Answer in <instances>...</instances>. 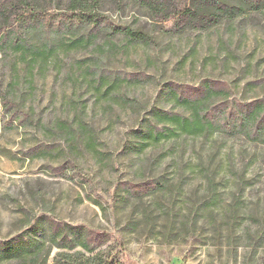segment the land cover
Returning a JSON list of instances; mask_svg holds the SVG:
<instances>
[{"label": "rangeland", "instance_id": "374dc122", "mask_svg": "<svg viewBox=\"0 0 264 264\" xmlns=\"http://www.w3.org/2000/svg\"><path fill=\"white\" fill-rule=\"evenodd\" d=\"M45 9L58 25L71 19L69 0H49ZM100 15L106 36L87 49H61L42 71L29 70L15 46L0 51V242L29 240L39 222L35 240L48 250L54 221L82 229L97 251L124 264H264V247L231 246L203 221L230 205L240 207L244 226L256 230L264 221V145L215 134L183 137L182 147H130L135 133L155 125L153 110L185 115L167 101L171 91L194 96L221 81L239 101L247 82L264 76V17L195 32L152 23L135 0H105ZM122 27L149 35L151 45L130 44L116 34ZM101 60L103 85L87 71ZM79 118L97 152L49 133L60 123L80 127ZM151 176L166 184L130 197ZM194 208L196 225L168 227V214ZM51 250L52 264L60 249ZM0 264L22 263L15 256Z\"/></svg>", "mask_w": 264, "mask_h": 264}, {"label": "trees", "instance_id": "16d2710c", "mask_svg": "<svg viewBox=\"0 0 264 264\" xmlns=\"http://www.w3.org/2000/svg\"><path fill=\"white\" fill-rule=\"evenodd\" d=\"M48 1L0 0V20L6 23L0 28V51L9 53L12 46H15L20 56L30 63L31 71L33 69L42 71L51 58L60 57L61 49H87L90 47V42L96 41L99 35L106 36L101 24L103 17L100 15L105 0H69L71 19L59 25L52 20L54 17L45 9ZM135 1L148 14L152 23L164 24L175 21V27L182 31L186 29L195 32L216 31L224 23L232 27L238 21L247 22L255 14L264 17V0ZM15 24L16 28L13 26ZM91 25L92 29L88 30ZM82 31L83 33H80ZM116 34L121 35L130 44L149 46L152 42L149 35L129 27L119 28ZM53 36H58L60 39ZM126 50L127 48L124 52ZM101 63L102 60L89 66L87 70L93 80L98 78L99 85H103L105 81V77L100 74ZM113 87L115 84L110 86ZM193 95L171 91L167 101H170L168 102L171 107H179L185 115L175 112L164 113L160 109L153 110L155 125L147 126L141 133H135L136 144L130 146L131 150L132 147L135 151L138 148L145 149L149 145L173 144L182 147L186 143L183 137L206 139L215 134L242 135L251 143L264 145L263 75L254 82H247L245 92L239 101L231 100L232 95L228 86L221 81L206 83L202 89L195 90ZM81 120L79 118L80 127L70 128L66 123H60L55 129H50L49 133L62 134V137L72 145L82 140L89 152H97V142ZM158 125H162L160 131L157 129ZM154 162H157V159ZM163 184H166L163 178L151 176L137 184V187H132L133 189L128 190V193L130 197L153 194L159 191ZM211 184L213 186V182ZM181 185H183L182 181ZM239 208L230 205L223 207L220 214L211 212L203 219L204 225H208L214 235L225 234L226 236L219 237L226 238L231 246H238L243 241H248L253 246L264 247V221L256 230L251 225L244 226ZM190 212L184 215L180 212L168 214L167 218L171 220L168 227L184 229L196 225L195 222L198 221L194 220V217L201 213L197 208ZM52 223L51 245L48 250L45 241L35 240V235L41 227L37 222L36 227L31 229L29 240L22 237L0 242V246L2 245L0 259L3 261L17 256L20 257L22 264H51L48 261L52 253L51 249L57 247L60 251L55 254L52 264H124L105 250L97 251L91 239L83 235L82 229L79 233L70 227L64 228L59 222L52 221ZM32 235L35 243L31 240ZM92 235L97 237L101 234L92 231Z\"/></svg>", "mask_w": 264, "mask_h": 264}]
</instances>
